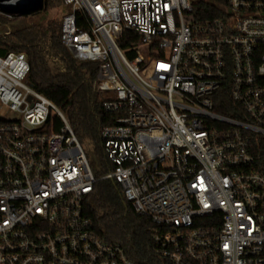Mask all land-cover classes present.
Wrapping results in <instances>:
<instances>
[{
	"label": "built area",
	"instance_id": "2783aa9c",
	"mask_svg": "<svg viewBox=\"0 0 264 264\" xmlns=\"http://www.w3.org/2000/svg\"><path fill=\"white\" fill-rule=\"evenodd\" d=\"M40 1L33 13L45 0H0V14ZM63 3L61 41L98 62L93 89L113 115L105 157L94 168L27 82L25 52L0 54V264H138L84 210L103 179L151 220L169 264H264V0Z\"/></svg>",
	"mask_w": 264,
	"mask_h": 264
},
{
	"label": "trees",
	"instance_id": "16d2710c",
	"mask_svg": "<svg viewBox=\"0 0 264 264\" xmlns=\"http://www.w3.org/2000/svg\"><path fill=\"white\" fill-rule=\"evenodd\" d=\"M50 1L56 7L65 5L63 0ZM48 2L45 0V5ZM60 10L59 19L49 18L45 22L17 27L8 34L1 29L13 19L0 14V54L9 51L26 53L30 65L27 82L59 107L80 141L97 146L96 161L102 162L105 153L100 130L111 123L113 115L104 110L100 94L93 89L98 62L76 60L62 43L61 18L64 11ZM78 24L87 27L80 20ZM129 34L125 33L124 37ZM129 41L137 44V36H130ZM222 102L230 103L227 95ZM217 111L230 113L227 107H218ZM53 122L54 130L59 131L62 121L53 117ZM83 205L95 233L109 243H118L138 264H169L156 252L151 237L153 223L133 210L119 184L110 179L96 181L93 190L85 196Z\"/></svg>",
	"mask_w": 264,
	"mask_h": 264
},
{
	"label": "rangeland",
	"instance_id": "374dc122",
	"mask_svg": "<svg viewBox=\"0 0 264 264\" xmlns=\"http://www.w3.org/2000/svg\"><path fill=\"white\" fill-rule=\"evenodd\" d=\"M62 12L67 11L68 10V6L66 5H61L60 7H56L54 5L53 1L48 2L47 5H45L44 9L40 12L37 13H33L30 15H22V16H6L9 19H13L12 22H10V24L6 25V27L4 29H1L2 32H5V30L9 29H14L17 27H23L26 26L28 24H32L35 22H45L46 20H48L49 18H54V19H59L61 16V10ZM100 97H104L106 96L105 92H100ZM59 108V107H58ZM51 113H55L54 109H51ZM80 141V140H79ZM82 144V147L84 148L88 159L91 163V165L95 168L96 167V158H97V146H95L92 143H89L88 141H80ZM100 152V151H99Z\"/></svg>",
	"mask_w": 264,
	"mask_h": 264
},
{
	"label": "water",
	"instance_id": "95a60500",
	"mask_svg": "<svg viewBox=\"0 0 264 264\" xmlns=\"http://www.w3.org/2000/svg\"><path fill=\"white\" fill-rule=\"evenodd\" d=\"M42 4H41V1L30 6V7H27L26 9L22 10L21 11V14L22 15H30L32 14L33 12H35L37 9L41 8Z\"/></svg>",
	"mask_w": 264,
	"mask_h": 264
},
{
	"label": "bare ground",
	"instance_id": "6f19581e",
	"mask_svg": "<svg viewBox=\"0 0 264 264\" xmlns=\"http://www.w3.org/2000/svg\"><path fill=\"white\" fill-rule=\"evenodd\" d=\"M12 3H14V1H10V2H8L5 6H3V7H7L8 5H10V4H12Z\"/></svg>",
	"mask_w": 264,
	"mask_h": 264
}]
</instances>
